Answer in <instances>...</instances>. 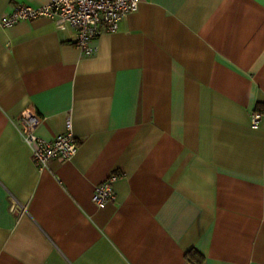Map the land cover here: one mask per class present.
<instances>
[{
    "label": "crops",
    "instance_id": "obj_1",
    "mask_svg": "<svg viewBox=\"0 0 264 264\" xmlns=\"http://www.w3.org/2000/svg\"><path fill=\"white\" fill-rule=\"evenodd\" d=\"M75 36L0 25V264H264V0H142L95 54ZM29 115L72 159L38 167Z\"/></svg>",
    "mask_w": 264,
    "mask_h": 264
},
{
    "label": "built area",
    "instance_id": "obj_2",
    "mask_svg": "<svg viewBox=\"0 0 264 264\" xmlns=\"http://www.w3.org/2000/svg\"><path fill=\"white\" fill-rule=\"evenodd\" d=\"M142 0H50L48 3L33 6L27 3L17 5L13 12L1 18L2 27H10L23 20H34L47 16L53 19L60 29H76L75 43L84 55H93L98 51V39L106 32L119 30L123 19L139 9ZM259 114L253 118L257 126ZM25 128L21 130L24 142L32 149L38 167L43 170L52 158L72 159L77 153L79 143L76 135L69 130L65 134L49 141L36 133L41 122L38 115L22 116ZM111 176L97 185L93 201L100 207L114 198Z\"/></svg>",
    "mask_w": 264,
    "mask_h": 264
},
{
    "label": "trees",
    "instance_id": "obj_3",
    "mask_svg": "<svg viewBox=\"0 0 264 264\" xmlns=\"http://www.w3.org/2000/svg\"><path fill=\"white\" fill-rule=\"evenodd\" d=\"M187 257L194 264H203V260H204L203 256L198 254L195 250H191L187 252Z\"/></svg>",
    "mask_w": 264,
    "mask_h": 264
}]
</instances>
